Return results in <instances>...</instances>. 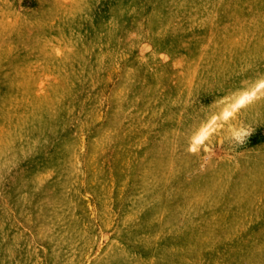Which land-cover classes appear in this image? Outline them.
I'll list each match as a JSON object with an SVG mask.
<instances>
[{
    "label": "rangeland",
    "instance_id": "1",
    "mask_svg": "<svg viewBox=\"0 0 264 264\" xmlns=\"http://www.w3.org/2000/svg\"><path fill=\"white\" fill-rule=\"evenodd\" d=\"M0 264H264V0H0Z\"/></svg>",
    "mask_w": 264,
    "mask_h": 264
},
{
    "label": "bare ground",
    "instance_id": "2",
    "mask_svg": "<svg viewBox=\"0 0 264 264\" xmlns=\"http://www.w3.org/2000/svg\"><path fill=\"white\" fill-rule=\"evenodd\" d=\"M253 95L252 92H245L243 94H241L236 102L233 104V107H236V106H239V105H242L243 103H245L248 99L251 98V96ZM231 112V110L229 109H226V110H223L222 112V116L223 117H226L228 116V114ZM212 128V125H209V126H204L201 131L195 136V140L196 141H200L207 133H208V130Z\"/></svg>",
    "mask_w": 264,
    "mask_h": 264
},
{
    "label": "clouds",
    "instance_id": "3",
    "mask_svg": "<svg viewBox=\"0 0 264 264\" xmlns=\"http://www.w3.org/2000/svg\"><path fill=\"white\" fill-rule=\"evenodd\" d=\"M247 135H248V133L246 131L240 130L235 135L234 139H235L236 143L242 144L244 142V140H245Z\"/></svg>",
    "mask_w": 264,
    "mask_h": 264
}]
</instances>
